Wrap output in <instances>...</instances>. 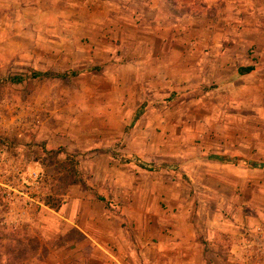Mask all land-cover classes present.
<instances>
[{"label":"rangeland","instance_id":"1","mask_svg":"<svg viewBox=\"0 0 264 264\" xmlns=\"http://www.w3.org/2000/svg\"><path fill=\"white\" fill-rule=\"evenodd\" d=\"M128 1L0 0V264L62 254L67 228L45 203L71 198L123 219L144 208L181 217L209 255L216 246L225 261L232 246V264H264V77L215 95L172 72L167 89L140 96L136 73L120 67L136 56L118 53L144 41L112 24ZM198 11L219 20V9ZM105 52L117 58L98 61ZM78 253L71 264L92 254Z\"/></svg>","mask_w":264,"mask_h":264},{"label":"crops","instance_id":"2","mask_svg":"<svg viewBox=\"0 0 264 264\" xmlns=\"http://www.w3.org/2000/svg\"><path fill=\"white\" fill-rule=\"evenodd\" d=\"M170 5L173 11L168 9ZM127 6L128 14L119 13L112 24L114 34L119 38L139 45V41H144L142 46L135 47L133 54H129L127 49H121L118 53V57L126 56L128 59L136 56L120 67L136 73L140 96L149 94L148 99H151L159 93L156 88L167 89L168 78H173L172 72L184 82L182 86L203 88L207 80L214 88L215 95L217 88L235 89L238 86L236 82H241L244 89L255 88L251 84L249 87L246 85L252 79L258 84L262 83L264 0H129ZM191 7H199L205 12L210 10L215 14L219 9V20L213 22V19L199 17L215 16L199 11L196 15H190ZM187 11L188 15H180V12ZM185 24H190V28ZM187 30L189 35L186 34ZM100 34L104 36L105 32ZM60 38L68 39L67 34H60ZM205 39L209 40L207 44L210 45L207 50L201 47ZM186 40L190 42L189 47L184 44ZM221 40L225 42L224 48ZM38 55L43 56V51L38 50ZM99 55L98 61L117 58L108 52ZM242 68H251V71L239 74ZM147 88L151 89L147 92ZM104 118L109 119L108 116ZM111 178L114 182L115 175ZM49 211L67 228L66 232L71 228L76 229L84 239L63 246L62 254H50L23 264H71L72 260L80 257L78 252L87 247L92 254L81 258L80 264H210V260L219 264L223 261L216 246L209 255L198 244L195 233L185 230L190 223L183 224L181 217L160 210L137 209L134 214L125 216L127 223L124 225L122 215H115L89 200L71 198L57 210ZM125 227L134 233L135 240L137 237L140 239V244L135 242ZM111 247L116 248L115 252L110 251ZM231 247L229 254L224 255L223 262L226 264L233 262ZM237 251L240 255L243 248Z\"/></svg>","mask_w":264,"mask_h":264},{"label":"trees","instance_id":"3","mask_svg":"<svg viewBox=\"0 0 264 264\" xmlns=\"http://www.w3.org/2000/svg\"><path fill=\"white\" fill-rule=\"evenodd\" d=\"M251 71V68H242V69H239V74H243V73H246V72H250ZM43 76H46V73H40V72H36V73H33L32 75V78H41ZM66 74H63V75H59V77L61 78H66ZM10 81L12 83H15V84H19L23 81V78L22 77H13L10 79ZM216 158L217 160H220L219 157H214ZM140 166L144 169L148 168L147 165L141 163ZM61 203H58V204H49V203H45V206H47L48 208L50 209H53V210H57L59 207H60ZM82 239H84L83 235H81L76 229H70L69 231H67L64 235V237L60 238L58 241H55L57 242L56 245L57 247H63V246H67V245H71V244H75V243H78L80 242Z\"/></svg>","mask_w":264,"mask_h":264}]
</instances>
